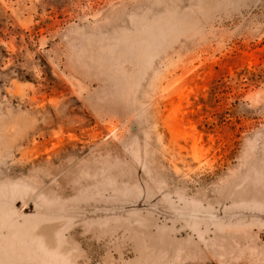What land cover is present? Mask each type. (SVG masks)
Returning <instances> with one entry per match:
<instances>
[{
	"label": "rangeland",
	"instance_id": "374dc122",
	"mask_svg": "<svg viewBox=\"0 0 264 264\" xmlns=\"http://www.w3.org/2000/svg\"><path fill=\"white\" fill-rule=\"evenodd\" d=\"M0 264H264V0H0Z\"/></svg>",
	"mask_w": 264,
	"mask_h": 264
}]
</instances>
